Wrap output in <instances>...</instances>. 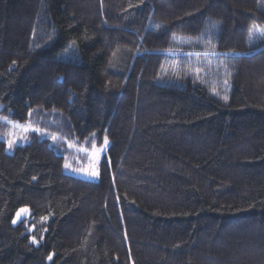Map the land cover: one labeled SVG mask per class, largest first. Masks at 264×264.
Returning <instances> with one entry per match:
<instances>
[{
  "label": "trees",
  "instance_id": "obj_1",
  "mask_svg": "<svg viewBox=\"0 0 264 264\" xmlns=\"http://www.w3.org/2000/svg\"><path fill=\"white\" fill-rule=\"evenodd\" d=\"M4 117L0 264H264V0H0Z\"/></svg>",
  "mask_w": 264,
  "mask_h": 264
},
{
  "label": "rangeland",
  "instance_id": "obj_2",
  "mask_svg": "<svg viewBox=\"0 0 264 264\" xmlns=\"http://www.w3.org/2000/svg\"><path fill=\"white\" fill-rule=\"evenodd\" d=\"M7 121H10V120H7ZM7 121L4 120V119L2 120V122L7 125V130L5 131L4 135L0 136V138L2 140L6 141V145H7L6 149H7L8 153H13L14 147L16 145H24V144L28 143L30 141V137H29L30 133L38 134V135L40 133V131H36V129L30 123L14 122V123H20L22 125L23 124H30L31 125V130H29L27 133H24V132H21L19 129H13L12 125L9 124ZM13 132H15L16 134L12 135ZM25 136H26V138H23ZM42 136L49 138L48 135H42ZM10 140H15V143H13L11 147H9V141ZM101 147H104L105 150L100 154L99 162L102 159V157L107 154L108 147H109V142L107 143L106 146L104 145V142H103ZM101 147H99V148H101ZM99 148H97V149H99ZM91 153L88 155V162H87V164L85 166H83V167L68 166V167L65 168V172L68 173L69 175H72V176H74L76 178L83 179V180H86V181H92V182L97 181L98 180V174L95 175V176L90 174L92 172V170H93V168L91 166L92 162L90 161ZM99 162L95 164V171L97 173H98L97 170H98ZM78 163H80V162L78 161ZM18 213H20V218L19 219L17 217ZM17 214H16L15 218L13 219V224L14 225H17V224H19L21 222H23L26 225H28V223L31 221V217H30L31 213H30L28 208L20 209L17 212ZM14 221H15V223H14ZM34 229H35V224L28 225V232H32V231H34Z\"/></svg>",
  "mask_w": 264,
  "mask_h": 264
},
{
  "label": "snow or ice",
  "instance_id": "obj_3",
  "mask_svg": "<svg viewBox=\"0 0 264 264\" xmlns=\"http://www.w3.org/2000/svg\"><path fill=\"white\" fill-rule=\"evenodd\" d=\"M73 43H75V42H73ZM225 99H226V97H225ZM0 119H4V120L7 121V118H6V117H4V118H0ZM7 122H8L9 124L12 125L13 129H19L21 132H24V133H27L29 130H31V125H30V124H23V125H22V124H20V123H14V122H12V121H7ZM36 131H39V129H36ZM15 134H16L15 132L12 133V135H15ZM23 138H26V136L23 137ZM52 138H53V139H56L55 136H53ZM13 143H15V140H10V141H9V147H11ZM107 143H108L107 138H105L104 145L106 146ZM104 150H105L104 147H101V148L97 149V148L95 147V145H93V150H92V153H91V155H90V161L92 162V165H91V166H92V168H93V170H92V172H91L90 174L93 175V176H95V175L98 174V173L95 171V164L99 162L100 154H101ZM65 167H68V165L66 164ZM17 217H18V219L20 218V213L17 214ZM14 223H15V221H14ZM33 242H34V243L36 242V241H35V238L33 239ZM51 259H52V257L49 256V260H51Z\"/></svg>",
  "mask_w": 264,
  "mask_h": 264
}]
</instances>
